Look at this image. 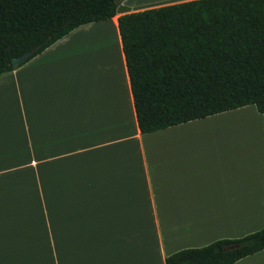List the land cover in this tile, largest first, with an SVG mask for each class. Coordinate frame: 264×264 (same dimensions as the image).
<instances>
[{
    "label": "crops",
    "instance_id": "obj_1",
    "mask_svg": "<svg viewBox=\"0 0 264 264\" xmlns=\"http://www.w3.org/2000/svg\"><path fill=\"white\" fill-rule=\"evenodd\" d=\"M186 1L120 0L111 19L0 75V264H164L263 227L253 105L146 134L136 125L116 18ZM101 28L114 33L110 64L89 57ZM233 264H264V249Z\"/></svg>",
    "mask_w": 264,
    "mask_h": 264
},
{
    "label": "trees",
    "instance_id": "obj_2",
    "mask_svg": "<svg viewBox=\"0 0 264 264\" xmlns=\"http://www.w3.org/2000/svg\"><path fill=\"white\" fill-rule=\"evenodd\" d=\"M120 0H0V75ZM141 134L253 105L264 119V0H190L116 18ZM229 245L237 248L224 251ZM264 249V225L239 239L174 252L164 264H233Z\"/></svg>",
    "mask_w": 264,
    "mask_h": 264
},
{
    "label": "rangeland",
    "instance_id": "obj_3",
    "mask_svg": "<svg viewBox=\"0 0 264 264\" xmlns=\"http://www.w3.org/2000/svg\"><path fill=\"white\" fill-rule=\"evenodd\" d=\"M112 28V27H111ZM111 28L109 29H104V28H101L99 30H97L98 32H96L97 35H93L90 39L89 42H91V45H97L99 43V45H101L100 47H102V49H99V50H96L94 51L93 54H91V56H89L92 61H98L100 59H107L109 61V64H110V60L112 59L113 60V56L111 54L110 55H107L106 56V52L107 53H112V51H114V45H113V42L115 41V37H114V33L113 31L111 30ZM107 32H109L110 34H112V40L111 41H108V46L106 48L103 49V37H105L106 35L105 34H108ZM86 37V35H84ZM99 36V37H98ZM110 42V43H109ZM106 50V51H105ZM117 57V55H115ZM94 74H92L93 76ZM95 76H93L94 78Z\"/></svg>",
    "mask_w": 264,
    "mask_h": 264
},
{
    "label": "water",
    "instance_id": "obj_4",
    "mask_svg": "<svg viewBox=\"0 0 264 264\" xmlns=\"http://www.w3.org/2000/svg\"><path fill=\"white\" fill-rule=\"evenodd\" d=\"M33 51H34V49H31L30 51H27L24 54H22V55H20V56H18L16 58H13L11 60V66L13 68H16L20 63L25 61L32 54ZM237 247H238V245H229V246H225L223 248V250L224 251H230V250H233V249H235Z\"/></svg>",
    "mask_w": 264,
    "mask_h": 264
},
{
    "label": "bare ground",
    "instance_id": "obj_5",
    "mask_svg": "<svg viewBox=\"0 0 264 264\" xmlns=\"http://www.w3.org/2000/svg\"><path fill=\"white\" fill-rule=\"evenodd\" d=\"M108 34H105L106 36L103 37L102 41H103V49L106 48L108 46V41H111L112 39V34H110L109 32H107ZM110 43V42H109Z\"/></svg>",
    "mask_w": 264,
    "mask_h": 264
}]
</instances>
